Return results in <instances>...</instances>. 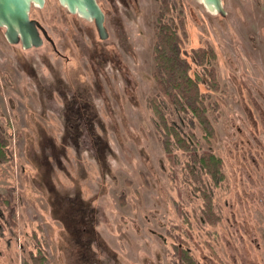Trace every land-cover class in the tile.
Listing matches in <instances>:
<instances>
[{"label":"rangeland","instance_id":"1","mask_svg":"<svg viewBox=\"0 0 264 264\" xmlns=\"http://www.w3.org/2000/svg\"><path fill=\"white\" fill-rule=\"evenodd\" d=\"M96 1L104 40L58 0L31 6L58 53L0 27V264H184L185 248L198 264H264V0H221L224 15L202 0ZM162 12L211 138L165 118L221 160L215 180L193 151L163 149L147 105Z\"/></svg>","mask_w":264,"mask_h":264},{"label":"trees","instance_id":"2","mask_svg":"<svg viewBox=\"0 0 264 264\" xmlns=\"http://www.w3.org/2000/svg\"><path fill=\"white\" fill-rule=\"evenodd\" d=\"M164 12H168L169 6H164ZM171 10V9H170ZM161 12V11H160ZM162 14V15H161ZM160 14L155 30V43L153 46V69L152 79L155 83L157 94L148 100V108L154 115V126L158 131L163 149L170 152L173 149L181 151H193L194 162L202 169L210 173L215 180L217 176L221 177L220 162L214 153L209 150L198 152V138L189 129L183 131L174 120H168L165 116L171 113L179 116H191L188 124L193 127V119L198 121L204 133L203 138L207 141L212 135V125L206 115V107L204 104L205 96L199 89V78L190 74L191 64L182 56L178 32L171 26L168 20L162 22L164 18L163 12ZM193 55L204 54L201 63L207 59L206 52L203 48L192 49ZM197 58L200 59L199 56ZM195 58H191L196 64ZM199 63V64H201ZM180 117V116H179ZM0 143V163H3L7 155V151L3 149ZM208 207V212H210ZM176 249V246L174 247ZM41 252V251H40ZM184 264H198L190 257L188 249L180 250ZM46 257L43 253H39L38 257H33V264H43ZM24 264H32L24 262Z\"/></svg>","mask_w":264,"mask_h":264},{"label":"water","instance_id":"3","mask_svg":"<svg viewBox=\"0 0 264 264\" xmlns=\"http://www.w3.org/2000/svg\"><path fill=\"white\" fill-rule=\"evenodd\" d=\"M45 0H0V27L4 28V36L11 44H20L24 49L39 47L43 41L52 45L56 50L53 40L44 27L30 17L32 5L42 7ZM69 13L77 14L94 23L99 39L108 37L105 27V15L96 0H58ZM210 10L224 15L220 0H202Z\"/></svg>","mask_w":264,"mask_h":264},{"label":"flooded vegetation","instance_id":"4","mask_svg":"<svg viewBox=\"0 0 264 264\" xmlns=\"http://www.w3.org/2000/svg\"><path fill=\"white\" fill-rule=\"evenodd\" d=\"M220 2H221V0H220ZM221 5H222V3H221ZM223 8V7H222ZM224 11V10H223ZM218 13V12H217ZM220 14V13H219ZM224 14H225V12H224ZM221 15V14H220ZM52 46V45H51ZM53 48V47H52ZM56 48V47H55ZM54 50V49H53ZM56 53H58V51L57 50H54Z\"/></svg>","mask_w":264,"mask_h":264},{"label":"bare ground","instance_id":"5","mask_svg":"<svg viewBox=\"0 0 264 264\" xmlns=\"http://www.w3.org/2000/svg\"><path fill=\"white\" fill-rule=\"evenodd\" d=\"M210 10V9H209ZM211 11H213V10H211Z\"/></svg>","mask_w":264,"mask_h":264}]
</instances>
